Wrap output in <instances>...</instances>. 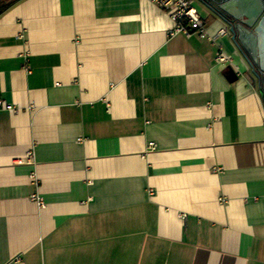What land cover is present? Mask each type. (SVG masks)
Returning <instances> with one entry per match:
<instances>
[{"label":"crops","instance_id":"obj_1","mask_svg":"<svg viewBox=\"0 0 264 264\" xmlns=\"http://www.w3.org/2000/svg\"><path fill=\"white\" fill-rule=\"evenodd\" d=\"M10 3L0 264H264V105L230 34L222 66L148 0Z\"/></svg>","mask_w":264,"mask_h":264},{"label":"built area","instance_id":"obj_2","mask_svg":"<svg viewBox=\"0 0 264 264\" xmlns=\"http://www.w3.org/2000/svg\"><path fill=\"white\" fill-rule=\"evenodd\" d=\"M155 6H158L165 10L174 22V28L171 32L172 36L183 35L187 38L198 37L201 40L209 41L214 45L217 50V63L218 65L226 66L232 62V58L227 54L222 46L220 39L228 36L230 33L228 29H222L216 35H210L207 28V21L202 18L198 9L194 6L193 0H148ZM27 72L30 73V68H27ZM0 109L7 110L12 113H18L15 106L5 103L0 99ZM155 144L149 143L148 148L154 149ZM32 153L29 154V158L32 157ZM35 181V178L32 177ZM32 201L37 204V208L44 209L46 204L44 199L38 195H32Z\"/></svg>","mask_w":264,"mask_h":264},{"label":"water","instance_id":"obj_3","mask_svg":"<svg viewBox=\"0 0 264 264\" xmlns=\"http://www.w3.org/2000/svg\"><path fill=\"white\" fill-rule=\"evenodd\" d=\"M3 0H0V3ZM207 8L211 9L227 23L222 13H227L233 19L240 20L247 27L253 28L248 31L241 26L239 40L246 47L247 51L253 53L256 63L259 65V70L264 73V0H198ZM232 32V31H231ZM235 36L232 37L233 41ZM248 41H251V46H248ZM234 80L238 78L237 74L231 69ZM264 77V76H263ZM264 105V86L259 83L255 84Z\"/></svg>","mask_w":264,"mask_h":264},{"label":"flooded vegetation","instance_id":"obj_4","mask_svg":"<svg viewBox=\"0 0 264 264\" xmlns=\"http://www.w3.org/2000/svg\"><path fill=\"white\" fill-rule=\"evenodd\" d=\"M223 17L226 19L227 28L230 33V37L232 38L235 36V40L233 41L235 47L237 48L238 52L243 56L245 60V64L249 67V76L253 81H255V84L258 85L261 83L262 86H264V73H261L259 70V65L256 63L253 53L250 51H247L246 47L241 43L239 40L240 38V27H245L248 31H252L253 28L247 27L243 24L240 20H235L233 17H231L227 13H222ZM232 31V32H231ZM248 46H251V41H248Z\"/></svg>","mask_w":264,"mask_h":264},{"label":"trees","instance_id":"obj_5","mask_svg":"<svg viewBox=\"0 0 264 264\" xmlns=\"http://www.w3.org/2000/svg\"><path fill=\"white\" fill-rule=\"evenodd\" d=\"M4 1V0H3ZM3 1L0 3V5L3 3ZM18 1V0H17ZM13 3L10 4H6L3 6H0V14H2L3 12H5L7 10V8H9Z\"/></svg>","mask_w":264,"mask_h":264}]
</instances>
